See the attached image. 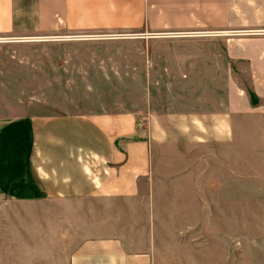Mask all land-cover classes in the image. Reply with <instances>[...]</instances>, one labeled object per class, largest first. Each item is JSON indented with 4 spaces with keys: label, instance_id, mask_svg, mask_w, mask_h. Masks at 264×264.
Here are the masks:
<instances>
[{
    "label": "crops",
    "instance_id": "obj_1",
    "mask_svg": "<svg viewBox=\"0 0 264 264\" xmlns=\"http://www.w3.org/2000/svg\"><path fill=\"white\" fill-rule=\"evenodd\" d=\"M79 33L127 35L139 61L117 81L142 97L0 112V264H243L220 248L226 211L240 220L241 132L264 130V0H0V36Z\"/></svg>",
    "mask_w": 264,
    "mask_h": 264
},
{
    "label": "rangeland",
    "instance_id": "obj_2",
    "mask_svg": "<svg viewBox=\"0 0 264 264\" xmlns=\"http://www.w3.org/2000/svg\"><path fill=\"white\" fill-rule=\"evenodd\" d=\"M79 35L83 34L55 36L44 41L0 36L2 115L9 112L47 115L137 106L143 93L142 84L117 81L122 78L118 62H138L136 51L130 52L131 59H127L123 57L127 53L125 39L99 35L78 39ZM155 85L158 84H151L152 93L156 91ZM241 134L242 194L237 201L240 220L236 219L234 226L233 212L226 211V242L220 249L241 250L243 264H249L250 259L245 257L264 252V130H243ZM211 246L216 249L217 244Z\"/></svg>",
    "mask_w": 264,
    "mask_h": 264
},
{
    "label": "built area",
    "instance_id": "obj_3",
    "mask_svg": "<svg viewBox=\"0 0 264 264\" xmlns=\"http://www.w3.org/2000/svg\"><path fill=\"white\" fill-rule=\"evenodd\" d=\"M221 32H215V33H212L213 35L214 34H220ZM180 34H183V33H180ZM211 34V32L207 33H200V35H209ZM156 34H152V33H141V34H138V35H135V37H141V38H146V37H153L155 36ZM88 37H91L92 35H87ZM98 36V35H97ZM101 36V35H100ZM102 36H108V37H115V38H122V37H127V35L125 34H107V35H102Z\"/></svg>",
    "mask_w": 264,
    "mask_h": 264
},
{
    "label": "bare ground",
    "instance_id": "obj_4",
    "mask_svg": "<svg viewBox=\"0 0 264 264\" xmlns=\"http://www.w3.org/2000/svg\"><path fill=\"white\" fill-rule=\"evenodd\" d=\"M77 37H78V39H88V36L87 35H79ZM109 38H115V37H109Z\"/></svg>",
    "mask_w": 264,
    "mask_h": 264
}]
</instances>
